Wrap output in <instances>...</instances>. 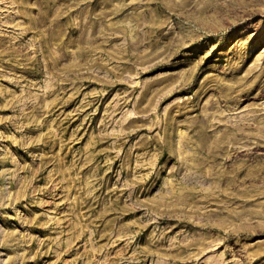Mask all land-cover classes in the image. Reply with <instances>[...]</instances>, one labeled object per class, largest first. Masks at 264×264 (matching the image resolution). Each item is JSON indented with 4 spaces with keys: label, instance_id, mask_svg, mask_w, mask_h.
Here are the masks:
<instances>
[{
    "label": "rangeland",
    "instance_id": "374dc122",
    "mask_svg": "<svg viewBox=\"0 0 264 264\" xmlns=\"http://www.w3.org/2000/svg\"><path fill=\"white\" fill-rule=\"evenodd\" d=\"M0 264H264V0H0Z\"/></svg>",
    "mask_w": 264,
    "mask_h": 264
}]
</instances>
